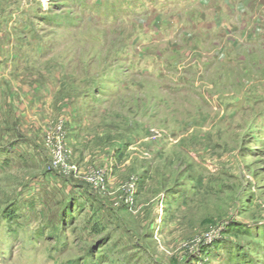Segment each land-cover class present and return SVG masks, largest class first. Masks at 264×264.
<instances>
[{
	"label": "rangeland",
	"instance_id": "obj_1",
	"mask_svg": "<svg viewBox=\"0 0 264 264\" xmlns=\"http://www.w3.org/2000/svg\"><path fill=\"white\" fill-rule=\"evenodd\" d=\"M0 264H264V0H0Z\"/></svg>",
	"mask_w": 264,
	"mask_h": 264
}]
</instances>
